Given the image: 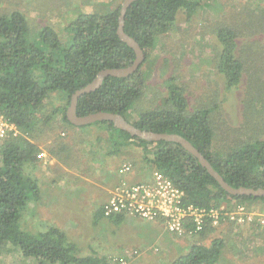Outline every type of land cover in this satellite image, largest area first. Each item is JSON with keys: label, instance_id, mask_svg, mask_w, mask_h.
Instances as JSON below:
<instances>
[{"label": "trees", "instance_id": "obj_1", "mask_svg": "<svg viewBox=\"0 0 264 264\" xmlns=\"http://www.w3.org/2000/svg\"><path fill=\"white\" fill-rule=\"evenodd\" d=\"M31 1L33 9L38 8L37 0ZM122 1L117 0L104 12L77 10L63 33L50 25L35 26L22 10L4 11L0 7V114L18 132L0 143V246L12 244L38 263L111 264L106 257L80 255L77 243L64 229L49 226L36 231L23 225V211L32 197H36L34 200L40 197L39 180L33 170L42 151L39 142L47 143L44 134L48 130L51 132L48 149L59 158L70 147V141L75 143L77 131L92 124L107 125L110 141L119 145L114 153L127 144L137 143L145 150L152 145L151 156L145 154V159L184 192L185 205L214 208L223 202L228 205L264 202V196L225 191L197 156L177 142L138 138L106 120L84 126L70 122L67 109L77 90L93 82L102 70L128 67L136 59L134 48L118 34ZM206 1H134L126 12L124 30L138 41L145 52V61L130 76H106L100 87L80 96L77 113L79 116L103 111L119 113L138 128L177 133L198 148L232 186L264 188V137L232 143L224 153L215 150L210 117L214 108L191 109L185 89L174 78L169 80L167 94L155 108L139 109L148 82L141 68L149 61L159 37L172 30L180 13L191 21ZM39 8L44 10L42 5ZM215 31L220 43L215 69L223 77L227 90L236 89L244 75V61L238 56V37L243 32L226 24H220ZM247 48L256 52L252 44ZM168 64L166 59L163 74ZM52 92H58L65 103L44 113L45 100ZM256 107L254 110L259 114L260 108ZM256 114L246 115L252 126L257 125L253 121ZM101 218L116 223L125 221L123 214L106 216L104 205L94 214L95 224ZM213 230L207 222L199 234L204 236ZM224 249V239L215 236L209 245L194 244L174 264H218Z\"/></svg>", "mask_w": 264, "mask_h": 264}, {"label": "rangeland", "instance_id": "obj_2", "mask_svg": "<svg viewBox=\"0 0 264 264\" xmlns=\"http://www.w3.org/2000/svg\"><path fill=\"white\" fill-rule=\"evenodd\" d=\"M116 1L37 0L35 4L38 8L33 9L31 0H0V7L5 8L4 11L22 10L29 15L30 22L36 24L35 26L50 25L63 33L64 27L77 15V10L104 12L112 8ZM40 5L44 10L41 11ZM179 16L172 30L159 37L157 46L150 52L149 61L141 68L148 82L144 99L138 108L144 110L155 108L167 94L169 80L174 78V82L185 89L191 109L214 108L210 117L215 131L213 141L215 150L224 153L231 148L232 143L250 141L253 137H264V0H207L191 21H186L183 13ZM220 24L230 25L237 30L240 28L243 32V36L238 37V56L244 61V75L236 89H226L223 77L214 66V59L220 49L215 29ZM248 44L254 45L256 52H251V49L247 48ZM166 59L169 64L163 74L162 65ZM61 98L58 92L50 93L42 112L47 113L56 105H64L65 102L63 103ZM255 107L260 108L257 109L261 111L259 114H256ZM252 114H256L253 121L257 125L252 126V121L247 119L246 115ZM50 134L49 130L44 134L48 141L51 139ZM70 135L68 134V137ZM10 136H13V132L8 128V134L0 138V143ZM76 138L73 147V151L75 149L77 152L73 158L75 160L68 159L58 165H69L71 176L70 173L66 175L68 182L63 184L53 181L49 183L51 188L43 186L44 192L40 193L37 200H34L36 197L31 198L22 214L23 225L26 228L37 231L57 226L66 230L70 239L77 243L80 255L95 254L102 258L106 257L111 264H118V258L124 253L127 254L125 264H174L175 260L188 252L194 244L209 245L215 236L222 237L225 241L224 253L218 264H264V202L261 201L253 204L241 203L246 206L250 221L239 223L221 219L219 224L214 226L215 230L204 236L194 233L180 236L170 233L163 224H155L161 234L160 239H156L154 233L158 232L157 229L146 230L142 225L150 223L133 216H125L122 223L101 218L95 224L94 214L100 207L97 202L103 199L105 190L104 184L101 187L100 184L105 181L106 176L107 185L117 177L116 170L108 168L110 164L106 162L113 157V163H122V160L130 157L133 160L126 161H130L131 167L135 165L138 169L146 160V152L143 154L142 146L138 150L133 149L137 144L133 143L127 144L132 147L129 151L132 155L128 154L125 157L120 153L124 150L123 147L114 153L119 145L110 141L108 127L105 124L82 127L81 135ZM39 143L43 147L45 145L49 147L48 143L44 144L43 141ZM103 152H110L109 159L107 154L103 159ZM85 154H88V157L84 163L92 169H83L78 165L79 155L86 156ZM92 156L95 158L92 159ZM146 162L144 163L147 164ZM84 163L82 161V165ZM112 171L108 177L107 173ZM35 172L40 171L34 168L33 173ZM100 172L103 174H99ZM60 173L64 174L61 170ZM118 173L120 181L128 180L131 183L145 181L133 182L128 176L130 172L121 174L118 170ZM76 174L81 175L79 179ZM47 180L50 181L49 177ZM113 183L109 185L110 195V189L117 185ZM113 185L115 186L112 187ZM223 206L235 210L237 203L228 205L223 202L216 208ZM131 220L139 223L129 222ZM153 239L156 240L152 241ZM145 242L147 247L144 248L141 244ZM134 250H138L139 253L133 255ZM129 251L130 254L127 253ZM0 264L42 263L24 256L20 248L7 244L0 246Z\"/></svg>", "mask_w": 264, "mask_h": 264}, {"label": "built area", "instance_id": "obj_3", "mask_svg": "<svg viewBox=\"0 0 264 264\" xmlns=\"http://www.w3.org/2000/svg\"><path fill=\"white\" fill-rule=\"evenodd\" d=\"M13 129L4 116L0 114V138ZM131 171V164L125 163L121 174ZM184 192L160 171H153L148 181L131 183L120 181L112 190L108 201L104 204L105 215H125L140 218L154 224H163L165 229L176 235L199 234L205 229L207 222L211 226L218 225L221 219L243 223L250 221L244 204H237L235 210L227 206L221 208H204L183 204ZM263 220V219H262ZM137 254L138 251H133ZM118 264L126 263V256L118 258Z\"/></svg>", "mask_w": 264, "mask_h": 264}, {"label": "water", "instance_id": "obj_4", "mask_svg": "<svg viewBox=\"0 0 264 264\" xmlns=\"http://www.w3.org/2000/svg\"><path fill=\"white\" fill-rule=\"evenodd\" d=\"M136 0H123L121 7V15L119 19V27L118 34L119 36L126 41L132 48H134L136 52V59L134 62L128 66L123 68H113V69H104L102 70L97 78L89 83L86 87L77 90L71 97L70 105L67 109V117L73 124L84 126L88 124H92L96 121H109L113 122L114 126L117 128L129 132L132 136H136L138 138L146 139L149 141H174L181 144L185 149L189 152L197 156L200 163L206 167L209 173L217 180L220 186L227 192L233 195H249L260 197L264 196V188H252V187H234L230 183H228L224 177L213 167L212 163L205 157V155L200 152L198 148H196L188 139L177 134V133H166V132H155L152 130L141 129L135 126L132 122L128 121L123 115L119 113L113 112H96L92 114H88L85 116H79L77 113L78 100L80 96L87 92H91L98 87H100L104 81V78L108 75L118 76V77H126L135 73L143 62L146 59L145 52L138 43L136 39L128 35L124 30L125 24V16L128 8L131 4Z\"/></svg>", "mask_w": 264, "mask_h": 264}, {"label": "crops", "instance_id": "obj_5", "mask_svg": "<svg viewBox=\"0 0 264 264\" xmlns=\"http://www.w3.org/2000/svg\"><path fill=\"white\" fill-rule=\"evenodd\" d=\"M88 132H90V130H88ZM77 133H78V135L77 136H79V135H81V130H78L77 131ZM63 134H65V133H63ZM69 138V137H68ZM47 143L49 144V141H47ZM70 147H68L67 149H66V151H64V153H62L61 154V156L62 157H58V156H54V155H52L51 153H50V151H48L47 149H48V147H43L42 145H40V147H41V149H42V151L41 152H45V154L47 155V157H45V158H41V159H38V161H36V165H35V170L38 168L39 169V171L40 172H35L34 173V175H35V177H37L38 178V180H39V184H40V190H41V194L44 192V190H43V186H46L47 187V189L48 188H51L50 186H49V183H51V182H53V181H55V182H57V183H66V182H68V176H66L67 174H69L70 173V176H71V170H70V168H69V165H65V164H61V166H58V165H60V162H63V163H65V160H67L68 161V159H69V161H71V160H75V159H73V158H75L74 157V155L75 154H77V152H75V149H74V151H73V147L75 146V143H73L72 141H70ZM78 148H80V145H78L77 146ZM143 147V146H142ZM144 148V147H143ZM124 150H122V151H120V153H122L125 157H126V155H132V153H130L129 151H131V149H132V147H130V145H126V147H124L123 148ZM133 149H136V150H138V149H140V145H138V144H136L134 147H133ZM152 149V146H149L148 147V149L147 150H145V148H144V150H143V154L145 153V154H147L148 156H151V152H150V150ZM109 151V150H108ZM108 156H107V155ZM111 154H113L112 153V150H111ZM86 156H81V155H79L80 156V158H79V160H80V162L78 161V165H79V167L81 166V168L83 167V169H92L91 168V166H89L87 163H84V161H86V158L88 157V154H85ZM106 156H107V159H109V156H110V152H108V153H106V152H103V159H105L106 158ZM145 157H146V155H145ZM92 159L93 158H95L94 156H92L91 157ZM126 160H133L132 158H130V157H126V159H124V160H122V163L120 162V163H113V161H114V159H113V157L110 159V160H108L106 163L109 165L108 166V168H111V170H113V169H115L116 170V173H117V177L114 179V180H112L110 183H109V185H111L113 182V184H117V182H119L120 181V176H119V173H118V170L125 164V163H131L130 161H126ZM82 161H83V165H82ZM126 161V162H125ZM144 162H146V160L144 161ZM144 162H142V164H141V166L137 169L136 168V166L134 165V166H132V168H131V171H130V173L128 174V176L130 177V180L131 181H133V182H135V180H138V181H141V180H145V181H147V180H149V179H151V177H152V173H153V170H154V168L153 167H151V165L148 163V162H146L147 164H145ZM93 166V165H92ZM94 168V167H93ZM41 170H44V172H42ZM58 170V171H57ZM60 170L64 173V174H62V173H60ZM70 171V172H69ZM42 172V173H41ZM113 173V171L112 172H108L107 174H108V177L109 176H111V174ZM99 174H103L102 172H100ZM76 176H77V178L79 179L80 178V176L81 175H79V174H76ZM49 177V180L50 181H48L47 180V178ZM89 180V179H88ZM107 180V176H106V179H105V181ZM103 182V183H101L100 184V187L101 186H103L102 184H104V186H103V188H105V190L103 191V199L101 200H99L97 203L100 205V206H102V205H104L107 201H108V199H109V195H110V192H109V185H107V183L106 182ZM117 181V182H116ZM42 184V185H41ZM54 185H57L56 183H54ZM115 185H113L112 187H114ZM110 191H111V189H110ZM101 196V197H102ZM52 198H55V197H51V199ZM50 199V200H51ZM56 201V200H55ZM128 218H131V217H128ZM142 220V219H141ZM145 221V220H144ZM129 222H135V223H139L138 221H136V220H131V221H129ZM147 222V221H146ZM148 223H150V224H144V225H142V226H144L145 227V229L147 230V229H151V231L152 230H156L157 229V231L159 230V227H156L155 226V224L154 223H152V222H148ZM162 233V232H161ZM154 235H156L157 237H156V239H160V237H161V234H159V231L158 232H155L154 233ZM162 235H165L164 233H162ZM155 238V237H154ZM156 239H153L152 241H154V240H156ZM152 241H150V242H152ZM158 241V240H157ZM156 241V242H157ZM172 241V240H171ZM141 246L142 247H147V242H145L144 244H141Z\"/></svg>", "mask_w": 264, "mask_h": 264}, {"label": "clouds", "instance_id": "obj_6", "mask_svg": "<svg viewBox=\"0 0 264 264\" xmlns=\"http://www.w3.org/2000/svg\"><path fill=\"white\" fill-rule=\"evenodd\" d=\"M12 132H13V136H17V134H16V132H17V130H16V128H15V126H14V128L12 129ZM18 133V132H17ZM37 157H38V159H41V158H45V157H47V155L45 154V152H40L38 155H37ZM132 168V167H131ZM156 169H154L153 171H155ZM157 171H159V170H157ZM125 216V215H124ZM148 222V221H147ZM135 251V250H134ZM138 251V250H137ZM128 254H130L131 252L129 251V252H127ZM138 253H139V251H138ZM137 253V254H138ZM132 254L133 255H137V254H134L133 252H132ZM123 255H125L126 256V258H127V254H123ZM122 255V256H123Z\"/></svg>", "mask_w": 264, "mask_h": 264}]
</instances>
